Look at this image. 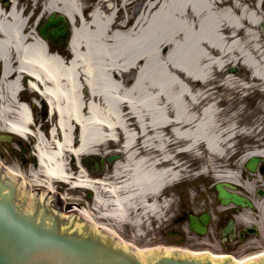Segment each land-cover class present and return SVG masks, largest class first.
Masks as SVG:
<instances>
[{
    "label": "bare ground",
    "instance_id": "bare-ground-1",
    "mask_svg": "<svg viewBox=\"0 0 264 264\" xmlns=\"http://www.w3.org/2000/svg\"><path fill=\"white\" fill-rule=\"evenodd\" d=\"M94 1L86 14L88 0H41V22L59 12L71 21L67 48L0 3V129L33 134V184L53 190L63 180L94 189L85 211L116 233L99 220L143 233L166 214L173 204L163 195L167 185L187 176L177 155L206 152L202 174L249 187L232 169L237 162H228L237 154L232 140L254 132L232 123L243 109L223 119L219 105L229 98L218 99L213 88L232 91L236 102L244 91L264 93V0ZM230 65L245 73L243 81ZM26 80L29 102L20 97ZM36 106L46 116L31 130ZM110 145L120 157L109 175L94 178L80 159ZM253 155L264 156V148L247 150L241 163ZM254 203L262 215L264 198ZM238 217L252 221L250 210Z\"/></svg>",
    "mask_w": 264,
    "mask_h": 264
},
{
    "label": "water",
    "instance_id": "water-1",
    "mask_svg": "<svg viewBox=\"0 0 264 264\" xmlns=\"http://www.w3.org/2000/svg\"><path fill=\"white\" fill-rule=\"evenodd\" d=\"M63 21L62 15L51 16L42 27V34L57 41L66 40L68 34ZM49 26L55 28L48 32ZM118 157L111 155L108 160L112 162ZM259 161L258 156H253L248 168L256 171ZM83 162L89 169L95 165L99 172L104 167L103 158L92 164L84 157ZM217 191L218 199L224 204L232 201L253 207L249 198L228 191L223 183L217 184ZM63 206L62 210V202L55 195L32 194L21 177L0 164V264H264V255L239 263L231 257L193 256L192 252L161 247L139 252L120 241L113 234L116 232L93 223L82 204L64 202ZM74 209L81 214L73 213ZM209 220L207 212L200 216L191 214L190 228L204 233ZM230 230L233 229H224L226 237Z\"/></svg>",
    "mask_w": 264,
    "mask_h": 264
},
{
    "label": "rangeland",
    "instance_id": "rangeland-1",
    "mask_svg": "<svg viewBox=\"0 0 264 264\" xmlns=\"http://www.w3.org/2000/svg\"><path fill=\"white\" fill-rule=\"evenodd\" d=\"M90 0H88L87 4ZM57 45V44H56ZM233 67V65L229 66V68ZM236 67V66H234ZM235 72H239L242 75L239 77L243 81L245 73L239 71L236 68ZM218 89V88H217ZM213 88V91L216 92V96L218 99L221 98L220 95L226 94L228 96L229 103L220 104L219 108L222 110V117L223 119H230L234 118V115H237L239 109H243V113L239 116L235 117L232 121L233 124L237 125L239 129L242 130H252L254 134L248 133H240L241 135L237 136L232 140L233 148L232 150L237 151L236 158L229 159V164L234 163L237 164L234 168L229 165L233 169V171L237 172L240 179L245 182L249 183V187L240 186L239 189L252 196L253 199H257L261 201V197L257 196L256 189L261 186L264 182V176L260 179L259 176L257 177L254 175L255 178H251L250 176L244 175L246 171V161L241 163V156L247 151L252 150L254 148H264V93L263 91L260 92H253L249 94L247 91H244L241 94L242 100L236 102V97L233 92H229L228 90L224 89L221 91ZM24 99L27 98V93L23 95ZM34 114L36 115L35 120V129H37L38 125L42 123L44 116L43 107L36 106L33 108ZM0 128L2 125L0 123ZM8 133L6 130L0 129V135ZM32 140L29 143L27 140H24V145H32L34 143V138H30ZM16 147L14 143L9 141H3L0 138V161L4 164L11 166L14 169H20L24 172L26 180L31 184L33 183V174L32 172H36L37 167L31 165L27 166H20L19 162L12 156L11 150L12 148ZM32 147V146H31ZM29 148V147H28ZM33 148V147H32ZM111 148H116L113 145H110V150H104L101 154L97 156H102L105 159V167L100 174L97 173L95 169H92L91 175L93 177L100 176L105 177L110 174L113 162H108L107 157L110 155H119L120 153L116 150H111ZM29 150H31L29 148ZM198 154H190L185 153L182 155H177L176 159L180 162H184L187 165V172L185 175L189 177V180H184L178 184L172 186L171 190H173V204L169 208V210L162 218L161 226H153V229L150 226H143V233H138L135 229L131 226H119L113 224L112 222L106 220H99L100 222L106 223L109 226L114 227L117 231V234L122 238L124 241L137 246L142 251L154 248H171V247H182L190 250H205L210 249L216 253H220L217 249V246H209L205 245L204 243L198 242L195 233L190 230L189 228V214H199L201 212H209L212 214V221L210 223L211 231H215L217 233V229L220 230L221 225H218L219 217L222 215V207L217 200V194L214 189V186L217 182V179L214 177L213 173L207 174V172L202 174L199 177H196V174H192L191 170L197 169V174L201 173V168L207 164V155L206 152H202L201 150L197 152ZM30 156V155H29ZM82 158V157H81ZM71 159V157H70ZM81 160V159H80ZM215 165L216 161L214 162ZM219 163V162H218ZM240 164V165H239ZM239 165V167H238ZM71 171L74 174H77L79 171V166L77 162L71 161L70 164ZM186 177V176H185ZM57 182H55L54 187H56ZM34 187L40 186L44 187L43 185L34 184ZM61 188V192L63 196H65V203L66 204H82L85 207H90L93 204V195L88 190L83 189H71L65 184L59 185ZM255 209V208H254ZM242 210H250L251 212V219L252 221L246 222L243 219L239 218L238 216L241 214ZM259 212L248 207H240L237 215V225L239 227H244L248 225L256 224L259 227V233L257 234H250L248 236L249 240L243 246L247 247L246 249H241L239 253H235L238 258H243L248 256L254 252H260L264 250V213L262 215L258 214ZM160 223V222H159ZM211 233V232H210ZM201 240H207L208 236L199 237ZM250 240H252L250 242ZM250 242V244H249ZM256 245V246H254Z\"/></svg>",
    "mask_w": 264,
    "mask_h": 264
},
{
    "label": "flooded vegetation",
    "instance_id": "flooded-vegetation-1",
    "mask_svg": "<svg viewBox=\"0 0 264 264\" xmlns=\"http://www.w3.org/2000/svg\"><path fill=\"white\" fill-rule=\"evenodd\" d=\"M7 1V0H3ZM10 3L15 4L20 9L29 8L32 4L36 5V0L34 2H31L30 0H8ZM5 4V2H3ZM48 18V17H47ZM47 18L42 22L44 24L47 20ZM41 24V26H42ZM37 31H40V27L37 28ZM52 42H55L53 39H51ZM56 43V42H55ZM17 144V143H14ZM12 156L19 162L20 166H27L31 164H35V159L31 156V150H28V148L21 146L19 149L13 147L11 150ZM30 155V156H29ZM246 175V173H245ZM264 192V188L256 189V194L260 196ZM239 211V208L236 207L231 211H225L222 213L221 217H219L218 225H221L220 230L217 229V233H213L212 236H208L207 240H201L199 237H201L198 234L196 235L197 241L204 243L205 245L209 246H217L218 249L224 250V251H232L239 253L240 248L245 249L242 247V244L248 239V236L250 235L248 230L245 229V227H239L237 225V221L234 219H231V215H234L235 212ZM234 226V231L230 235V239L225 240L224 235L222 234V231L227 226ZM258 233V232H257ZM256 246V245H254Z\"/></svg>",
    "mask_w": 264,
    "mask_h": 264
}]
</instances>
